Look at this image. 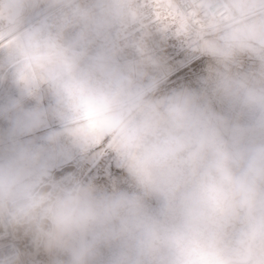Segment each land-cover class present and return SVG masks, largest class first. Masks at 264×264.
Masks as SVG:
<instances>
[{"label": "clouds", "instance_id": "9594fccd", "mask_svg": "<svg viewBox=\"0 0 264 264\" xmlns=\"http://www.w3.org/2000/svg\"><path fill=\"white\" fill-rule=\"evenodd\" d=\"M155 8L0 0V82L20 90L0 105V264H264V0H190L183 30ZM167 36L215 64L200 89H165ZM106 154L140 191L84 178Z\"/></svg>", "mask_w": 264, "mask_h": 264}, {"label": "rangeland", "instance_id": "374dc122", "mask_svg": "<svg viewBox=\"0 0 264 264\" xmlns=\"http://www.w3.org/2000/svg\"><path fill=\"white\" fill-rule=\"evenodd\" d=\"M163 6L176 24L174 29L180 28L182 30L177 7L169 0H163ZM178 37L180 40H176V38L169 36L166 37L170 64L162 77L164 87L166 90L177 88L200 89L209 72L216 66L209 58L187 50L186 44L185 47H182L181 43L184 42L185 38L183 36ZM158 42H160L159 38ZM253 68L254 62L251 58L242 60V71H251ZM19 96L20 90L12 83L10 77L0 82V105L9 99L18 98ZM52 103V97L43 90L36 96L25 98V106L29 108L35 106L47 108ZM212 103L215 109L223 114L237 115L235 110L225 101L213 100ZM239 118L245 119L246 117L240 115ZM42 134V132H39L32 137H25L24 139H31L35 142H39ZM11 135L12 129L9 120L4 116H0V141L8 140L11 138ZM51 158L58 174L62 175L71 172L75 167L71 150L65 151L62 155H58L54 152L51 154ZM83 175L85 179L92 180L98 187L105 191H140L138 183L116 163L115 159L110 154H106L98 163L90 164L85 167ZM147 203L150 210H155L159 207V201L155 197L150 198ZM41 264H44V262L42 261Z\"/></svg>", "mask_w": 264, "mask_h": 264}, {"label": "built area", "instance_id": "2783aa9c", "mask_svg": "<svg viewBox=\"0 0 264 264\" xmlns=\"http://www.w3.org/2000/svg\"><path fill=\"white\" fill-rule=\"evenodd\" d=\"M170 2H172L176 7H177V12L179 14V19H180V25L182 27V30H183V23H181V17H182V13H181V6L186 4V3H189L190 0H169ZM140 2L142 3H151L153 5L156 6L155 10H154V14L151 18L152 20V23L153 24H161V27H164L165 25L168 24V22H171V26L174 29V26L176 27V24L174 22V20L168 15L167 11L165 10L164 6H163V0H140ZM163 6V7H161ZM155 12H159L160 13V17H159V20L157 19L156 15H155ZM169 37H173V38H176V40H180V38L178 36H169Z\"/></svg>", "mask_w": 264, "mask_h": 264}]
</instances>
